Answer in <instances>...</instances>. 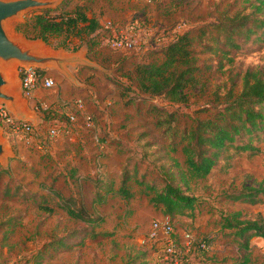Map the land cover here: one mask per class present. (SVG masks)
Here are the masks:
<instances>
[{"label": "rangeland", "instance_id": "1", "mask_svg": "<svg viewBox=\"0 0 264 264\" xmlns=\"http://www.w3.org/2000/svg\"><path fill=\"white\" fill-rule=\"evenodd\" d=\"M85 1L102 21L136 19L141 27L150 31L142 37L143 50H115L99 41L89 54V49L87 53L79 40L64 41L60 37L44 40L47 50L73 54L77 49H83L98 64L69 65L75 79L67 77L55 66L48 68L56 85L38 88L36 100L42 101V106L35 109L44 111L45 105L51 116L66 119V113L70 107H75L76 99L84 97L85 111L94 114V124L87 125L80 114L75 133L54 138L44 149L11 139L0 126V139L10 148L7 160L0 159V264H139L144 258L148 264L165 263L162 258L165 245L148 236L152 220L165 214L161 207L152 203L151 194L140 181L157 188L164 186L170 178L166 177L168 173L177 169L175 161L185 162L181 149L184 131L197 117L210 114L217 98L213 90L214 93L207 95L195 91L189 101L176 102L164 95L140 92L135 81L131 82L128 75H123L138 62L161 61L162 56L153 53L154 49L178 33L216 23L222 10L230 8L233 11L244 4V0ZM76 2L70 0L68 6ZM41 9L26 10L11 19V33L28 40H43L30 38L17 29L18 23ZM209 55L206 52L199 57L202 60ZM19 64L11 63L9 79L18 78ZM263 65L264 41L246 44L235 54L233 63L216 71L213 68L211 89L220 85L219 91L224 93L236 82L239 91L246 69ZM120 67L123 68L120 70ZM18 86L20 80L12 87L27 108L24 99L27 97ZM76 131L81 136H76ZM261 146L264 149V144ZM126 173L130 175L127 182L132 191L130 196L118 189ZM262 182L264 152L251 157L242 154L230 164L222 162L206 179L192 183L190 193L199 198L195 216L171 215L176 224L177 247L185 245L182 230L190 228L198 235L209 237L211 248L192 255L189 264H231L219 249L215 252L217 243L226 244L219 239L227 237L225 231H228L219 228L218 219L222 211L239 206L222 201L221 195L244 184L259 185ZM101 183L113 188L103 193ZM31 193L45 196L55 206V211L49 213L38 208L27 197ZM99 193H103L101 200L97 198L101 196ZM71 196L83 201L91 214L102 217L95 226L99 234L88 237L82 246L55 252L40 260L37 253L47 240L67 234L74 227L86 228L84 221L71 216L61 204ZM13 215H20V223L10 231L4 221ZM259 246L264 247V243ZM252 262H264L260 247L253 250Z\"/></svg>", "mask_w": 264, "mask_h": 264}, {"label": "trees", "instance_id": "2", "mask_svg": "<svg viewBox=\"0 0 264 264\" xmlns=\"http://www.w3.org/2000/svg\"><path fill=\"white\" fill-rule=\"evenodd\" d=\"M69 1L66 0L55 8L41 9L18 23L17 29L30 38H42L45 41L54 37H60L64 41L78 39L88 46L90 54L93 47L103 41L100 31L102 19L89 2L77 0L69 7ZM260 41H264V0H244L243 6L233 11L230 8L222 10L216 23L178 33L173 39L154 49L153 53L162 56L161 61L138 62L134 67L126 69L130 70L126 71L127 74L123 73V76H129L131 82L135 81L140 92L164 95L172 101L187 102L195 91L207 95L213 90L217 98L213 111L206 116L197 117L195 123L184 131L181 149L185 162L179 164L175 161L177 169L168 173L166 177L170 178L164 186L157 188L140 181L151 194L152 203L161 207L165 215L195 216L199 198L190 193L194 181L206 179L222 162L230 164L242 154L251 157L264 152L261 146L264 144V65L246 69L241 77L239 91L236 90L235 82L221 93L220 85L211 89L210 80L213 68L215 71L225 68L227 63L234 62L235 54L243 50L246 44ZM206 52L211 55L201 60L199 55ZM44 116L53 118L47 109ZM124 177L118 189L125 196H130L132 191L127 186L130 175L126 173ZM99 185L103 193L113 188L102 183ZM103 193H99L98 196H101L97 198L101 200ZM27 197L38 208L49 213L55 211V206L45 196L31 193ZM71 197L61 204H64L71 216L84 221L86 228L74 227L67 234L47 240L37 253L40 260L55 252L82 246L88 237L99 234L95 226L102 217L94 216L83 201ZM221 200L229 204L262 203L264 182L259 185L244 184L239 189L225 191ZM19 216L13 215L4 221L10 231L20 223ZM218 221L220 229L228 230L225 235L232 237L240 250L247 251L242 256L234 257L233 264H250L248 251L251 248V238L264 237V219L261 213L253 218L244 208L231 209L222 211ZM179 250L190 258L202 251L192 248V253L185 252L184 245ZM146 259H142L139 264H148Z\"/></svg>", "mask_w": 264, "mask_h": 264}, {"label": "built area", "instance_id": "3", "mask_svg": "<svg viewBox=\"0 0 264 264\" xmlns=\"http://www.w3.org/2000/svg\"><path fill=\"white\" fill-rule=\"evenodd\" d=\"M100 31L103 34V42L112 49L128 51L134 48L142 49V37L150 29L141 27L136 19H128L117 22L111 18L102 21ZM21 92L24 96L31 97L38 87L51 88L56 85L54 76L47 73L45 67L36 64H22L18 66ZM42 106V101H35V108ZM44 109H47L43 105ZM84 97L76 99L75 107L67 111V118L42 117L35 121L20 117L13 112L5 100H0V126L13 140L27 146H35L40 149L47 148L50 142L61 136L73 133L74 127L82 114L87 125L94 124V114L86 112ZM75 133V132H74ZM148 236L151 239L160 240L165 245L162 253L164 264H189L190 257L182 254L177 247L176 224L171 215H164L152 220ZM185 242V252L192 248L208 251L211 248V240L204 235H198L190 228H184L182 235Z\"/></svg>", "mask_w": 264, "mask_h": 264}, {"label": "water", "instance_id": "4", "mask_svg": "<svg viewBox=\"0 0 264 264\" xmlns=\"http://www.w3.org/2000/svg\"><path fill=\"white\" fill-rule=\"evenodd\" d=\"M63 0H0V98L7 101L10 108L18 116L24 117L19 93L14 90L19 79H9L8 72L12 62L22 64H36L44 67L53 65L69 77H73L67 68L68 63H85L94 66L95 63L85 58L82 53L65 54L62 51L53 52L45 48L44 40H28L21 35L11 33L9 23L29 9H44L58 6ZM13 86V87H12ZM10 148L7 142L0 139V159L7 160Z\"/></svg>", "mask_w": 264, "mask_h": 264}, {"label": "crops", "instance_id": "5", "mask_svg": "<svg viewBox=\"0 0 264 264\" xmlns=\"http://www.w3.org/2000/svg\"><path fill=\"white\" fill-rule=\"evenodd\" d=\"M78 40V39H77ZM80 41V40H79ZM81 42V41H80ZM83 45V47H86L87 48V53H88V46L86 45V44H82ZM46 46V45H45ZM82 48V47H81ZM78 51L76 52V53H82V55L85 57V58H87L88 60H90L91 62H93V63H95L92 59H91V57L90 56H88L87 54H85V52H84V50L83 49H77ZM50 51V50H49ZM76 53H73V54H76ZM81 62H79V63H68L67 64V68L70 70V68H69V65H77V64H80ZM81 64H85V63H81ZM95 64H98V63H95ZM91 66V65H90ZM101 66V65H100ZM45 67V69H46V71H47V73L48 74H50V75H52L51 73H49V71H48V68H53L54 66L53 65H47V66H44ZM57 68V67H56ZM58 69V68H57ZM59 70V69H58ZM59 71H61V70H59ZM62 72V71H61ZM70 72H71V70H70ZM62 73H64V72H62ZM72 73V72H71ZM67 77H69L66 73H64ZM73 75V74H72ZM53 76V75H52ZM69 78H71V79H75V76L73 75V77H69ZM18 79L20 80V77H19V75H18ZM19 87V89L21 90V87L20 86H18ZM38 88H40V87H38ZM38 88L35 90V92H34V95L33 96H31V97H27V96H25V97H27V98H24V99H26V101H25V103L27 104V108L26 107H24V103H23V101L22 100H20L19 99V101L22 103V109H23V114H24V116L26 117V118H29V119H32V120H35V121H38V120H40L42 117H44V114H45V112H46V109H44V111H39V110H37V109H35V106H34V104H33V102H34V100L36 101V96L38 95L37 94V90H38ZM22 93V92H21ZM23 95V94H22ZM24 96V95H23ZM38 100V99H37ZM32 107V108H31ZM34 107V108H33ZM26 108V109H25ZM12 109V108H11ZM13 110V112L15 113V114H17V112L14 110V109H12ZM17 115H19V114H17ZM76 136H81L80 135V133L78 132V131H76ZM81 139V138H80ZM82 141H84L83 139H81ZM236 205L238 204V206L239 207H236V209H241V208H244V209H246V211H248V210H251V212H249V215L251 216V217H256L257 216V214L258 213H261V215H262V217H263V219H264V202H262V203H259V204H254V205H250V204H246V203H235ZM232 205V204H231ZM252 211H254V213L252 212ZM220 228V227H219ZM220 237H222V234L220 235ZM220 240H223V241H225L226 242V244H224V245H219L218 243L215 245V247H216V250H215V252L217 251V249H219V251H221V254H222V256H224V257H226L225 258V260L226 259H228V260H231L230 262H231V264H233L234 263V257H237L238 255H240V256H242V255H244L245 253H246V251H242V250H240L239 249V247H238V244H237V242L236 241H234L233 240V238L232 237H230V236H227V237H223V239H219V241ZM260 243H264V237L263 236H253L252 238H251V248L249 249V255H250V258H251V262H250V264H253V262H252V252H253V250L254 249H257V247H260V252L262 253V255H264V247H262L261 248V246H259L260 245ZM221 249V250H220ZM218 251V253H220ZM258 264H264V262H260V263H258Z\"/></svg>", "mask_w": 264, "mask_h": 264}, {"label": "bare ground", "instance_id": "6", "mask_svg": "<svg viewBox=\"0 0 264 264\" xmlns=\"http://www.w3.org/2000/svg\"><path fill=\"white\" fill-rule=\"evenodd\" d=\"M9 71H10V69H9ZM8 74H9V72H8Z\"/></svg>", "mask_w": 264, "mask_h": 264}]
</instances>
